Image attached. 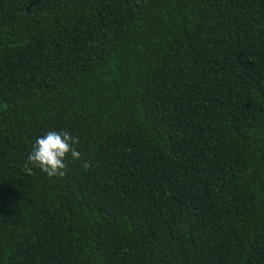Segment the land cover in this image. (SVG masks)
Segmentation results:
<instances>
[{
	"label": "trees",
	"instance_id": "1",
	"mask_svg": "<svg viewBox=\"0 0 264 264\" xmlns=\"http://www.w3.org/2000/svg\"><path fill=\"white\" fill-rule=\"evenodd\" d=\"M0 264H264V0H0Z\"/></svg>",
	"mask_w": 264,
	"mask_h": 264
},
{
	"label": "clouds",
	"instance_id": "2",
	"mask_svg": "<svg viewBox=\"0 0 264 264\" xmlns=\"http://www.w3.org/2000/svg\"><path fill=\"white\" fill-rule=\"evenodd\" d=\"M73 144L74 141L69 133L48 131L33 142L27 157L28 162L39 167L49 177L63 176L67 167L66 156L71 153L73 159H80V153L75 150Z\"/></svg>",
	"mask_w": 264,
	"mask_h": 264
}]
</instances>
